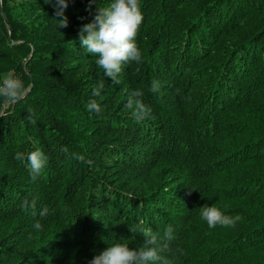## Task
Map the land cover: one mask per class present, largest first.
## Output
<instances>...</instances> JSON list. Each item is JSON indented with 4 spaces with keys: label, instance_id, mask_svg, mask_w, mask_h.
<instances>
[{
    "label": "trees",
    "instance_id": "obj_1",
    "mask_svg": "<svg viewBox=\"0 0 264 264\" xmlns=\"http://www.w3.org/2000/svg\"><path fill=\"white\" fill-rule=\"evenodd\" d=\"M46 2L0 0V79L33 81L19 102L0 99V264H88L115 243L141 247L138 225L175 229L171 264H264V0H139L143 60L118 83L77 38L109 0H70L66 28ZM134 92L151 110L142 122ZM37 147L49 161L33 181L14 157ZM206 204L241 219L210 229Z\"/></svg>",
    "mask_w": 264,
    "mask_h": 264
},
{
    "label": "clouds",
    "instance_id": "obj_2",
    "mask_svg": "<svg viewBox=\"0 0 264 264\" xmlns=\"http://www.w3.org/2000/svg\"><path fill=\"white\" fill-rule=\"evenodd\" d=\"M70 0H47L46 4H51L54 9V16L57 26L68 27V18L64 15ZM93 0H89L91 4ZM91 20L83 23L77 34L79 45L88 54L96 57V65L103 69V74L109 80L118 83L121 74L130 62L141 63L143 60L141 50L137 46V34L141 28L144 16L141 11L139 0H109L103 7H96L91 13ZM80 19H86L81 17ZM161 82L154 80L149 91L155 93L160 90ZM103 89V83L96 85L93 91L94 96H99ZM27 86L25 82L14 72L6 73L0 79V99L8 104L19 102L25 97ZM142 95V93H140ZM137 93H130L126 107L131 110L132 117L142 122L147 119L151 110L139 99H133ZM87 109L93 113L101 114L103 107L95 99H90ZM67 153L68 149H62ZM15 160L25 164L29 175L36 181L44 172L48 165L49 157L39 147L28 152H17ZM78 161L85 162L83 155L75 157ZM23 207L31 208L35 215V201H25ZM48 208L44 207L39 215H48ZM201 217L206 221L210 229L215 227H235L240 221L239 214L236 216L225 215L214 204L201 207ZM33 228L41 230L43 225L37 220ZM134 231H138L143 236V245L139 248L129 247L124 243H115L102 251L94 254L88 264H171L167 258L175 255L172 242L175 239V229L169 225L164 229L163 234L153 232L150 227L137 226ZM182 254V250L177 249Z\"/></svg>",
    "mask_w": 264,
    "mask_h": 264
},
{
    "label": "rangeland",
    "instance_id": "obj_3",
    "mask_svg": "<svg viewBox=\"0 0 264 264\" xmlns=\"http://www.w3.org/2000/svg\"><path fill=\"white\" fill-rule=\"evenodd\" d=\"M32 85H33V81H32V79H31V84H30L29 89H28L29 91L31 90ZM28 90H27V91H28ZM28 93H29V92H28ZM26 95H27V94H26ZM26 95H25V96H26ZM200 186L203 187V188L206 187V186H207V182L201 183ZM223 204H224V203H223ZM223 204H222V205H219L217 208L220 209L221 212L225 214V211L223 210V209H224V208H223ZM225 215H226V214H225ZM194 225H195V224H194ZM226 228H227V227H226Z\"/></svg>",
    "mask_w": 264,
    "mask_h": 264
},
{
    "label": "water",
    "instance_id": "obj_4",
    "mask_svg": "<svg viewBox=\"0 0 264 264\" xmlns=\"http://www.w3.org/2000/svg\"><path fill=\"white\" fill-rule=\"evenodd\" d=\"M1 12H2V10H1ZM2 15H3L4 19L6 20V17H5L3 12H2ZM28 92H29V90L26 92V94H28Z\"/></svg>",
    "mask_w": 264,
    "mask_h": 264
},
{
    "label": "bare ground",
    "instance_id": "obj_5",
    "mask_svg": "<svg viewBox=\"0 0 264 264\" xmlns=\"http://www.w3.org/2000/svg\"><path fill=\"white\" fill-rule=\"evenodd\" d=\"M254 223V222H253Z\"/></svg>",
    "mask_w": 264,
    "mask_h": 264
}]
</instances>
